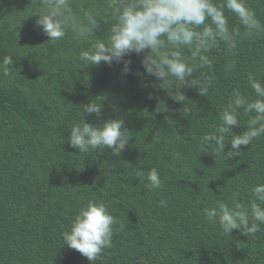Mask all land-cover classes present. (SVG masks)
Masks as SVG:
<instances>
[{
    "label": "trees",
    "instance_id": "1",
    "mask_svg": "<svg viewBox=\"0 0 264 264\" xmlns=\"http://www.w3.org/2000/svg\"><path fill=\"white\" fill-rule=\"evenodd\" d=\"M249 6L264 23V0H249ZM34 9L31 0H0V40L17 42L10 74L0 75V264H91L63 247L62 232L93 196L119 219L103 264H139V258L144 264H264V226L255 239L239 230L227 236L202 214L233 191L246 202L247 190L264 182V136L242 147L241 156L214 157L200 146L232 87L243 90L249 72L264 75V37L242 43L231 76L223 72V54L214 53L216 80L208 96L183 88L187 99L177 103L153 86V77L135 75L143 71V54L124 58L132 61L127 75L123 63L81 68L76 54L87 45L71 32L47 43L37 17H27ZM101 24L98 36L108 26ZM7 54L0 47V56ZM95 98L102 116L82 114L86 122L122 119L130 132L119 157L109 149L80 153L68 143L71 125L82 118L80 106ZM244 130L232 126L235 135ZM152 167L162 190L150 191L146 180L134 177L135 169Z\"/></svg>",
    "mask_w": 264,
    "mask_h": 264
},
{
    "label": "clouds",
    "instance_id": "2",
    "mask_svg": "<svg viewBox=\"0 0 264 264\" xmlns=\"http://www.w3.org/2000/svg\"><path fill=\"white\" fill-rule=\"evenodd\" d=\"M31 4L35 9L27 17H37L35 26L48 38L47 43L57 44L71 32L75 40L87 45L76 54L81 68L123 63L121 73L127 75L132 71V61L124 58L143 54V71L137 69L135 75L153 77L158 82L153 86L166 90L177 103L187 99L183 88H197L201 95L208 96L216 80L214 53L223 54V72L231 76L237 69L242 43L264 37V23L249 0H94L87 6L85 0H31ZM101 21L108 26L104 35L98 36ZM16 45V41L0 40V47L8 48V54L0 56V75L10 74ZM80 110L82 118L71 125L68 143L80 153L109 149L119 157L130 139L124 121L110 119L101 126L86 122L82 114L102 116L103 105L96 98ZM241 117L246 118L243 125ZM232 126L245 130L235 135ZM262 136L264 75L261 71L249 72L243 90L241 86L232 87L218 111L217 123L201 135L200 146L214 157L241 156L242 147L252 146ZM134 177L146 180L150 191L164 187L156 167L147 173L135 169ZM247 191L246 202L235 191L228 199L213 200L211 207L202 208L203 217L224 235L239 230L241 235L255 239L264 226V182ZM207 195L211 198L213 194L209 190ZM159 206L166 208L167 201L161 199ZM118 223L113 210L93 196L77 209L68 229L62 232L63 247L78 251L91 264H103L107 250L114 247ZM139 264H144L143 258H139Z\"/></svg>",
    "mask_w": 264,
    "mask_h": 264
}]
</instances>
